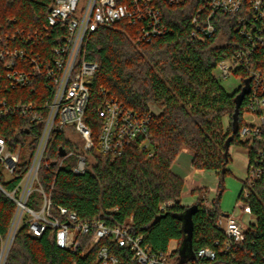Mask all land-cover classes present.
Listing matches in <instances>:
<instances>
[{"label":"trees","instance_id":"obj_1","mask_svg":"<svg viewBox=\"0 0 264 264\" xmlns=\"http://www.w3.org/2000/svg\"><path fill=\"white\" fill-rule=\"evenodd\" d=\"M55 0H0V31L19 45L39 53L44 62L52 61V46L62 42V26L48 28L47 15ZM118 3L128 0H116ZM162 13L165 31L151 41L140 38L141 23L122 20L111 27L101 26L87 35L81 58L96 62L98 69L90 87L91 103L86 122L91 126L94 147L90 151L88 169L83 174L73 171L77 158L70 156L59 162L66 151L75 147L61 133L47 162L40 168L39 181L52 202V210L62 221L65 217L57 206H64L78 215L81 221L98 220L111 228L122 227L142 235L143 243L153 251H169L172 241L176 248L172 257L181 263L180 255L186 240L181 215L189 206L182 204L185 180L172 170V165L185 148L193 151V166L216 169L221 176L217 196L210 201L198 196L193 214L194 232L191 254L182 263L197 261V251L224 241L225 235L217 226L223 214L220 205L225 190L224 177L230 172L231 155L226 142L247 148L249 171L255 150L242 141L239 129L243 123L245 97L239 117V129L234 132L235 96L226 91L215 74L217 63L244 45L237 30L236 17L216 14L217 30L211 36L196 39L191 35L192 18L198 11L197 0L170 4L155 0ZM48 28V31H47ZM49 33V34H48ZM264 62V57H262ZM44 91L33 92L29 87L13 91L10 100H29L42 97ZM103 92L139 114H150L147 135H140L120 156L100 150L98 142L102 119L94 112ZM230 121L226 130L224 116ZM21 120L0 117V134L12 136ZM147 143V147L143 143ZM242 180L245 187L246 181ZM20 178L7 179L0 163V185L13 189ZM204 189L208 190L206 187ZM245 199L251 206L255 222L248 225L243 244L232 255L219 254L218 261L229 264H264V173L248 188ZM197 190H193L195 193ZM32 194L28 205L40 207V195ZM241 191L239 198H243ZM172 201L164 211L161 204ZM16 203L0 189V253L3 241L10 233ZM93 232L77 238L78 252L60 248L54 232L47 229L34 235L29 223H23L16 233L4 264H101L98 253L106 246L119 264H138L127 246H120L112 236L92 242Z\"/></svg>","mask_w":264,"mask_h":264},{"label":"built area","instance_id":"obj_2","mask_svg":"<svg viewBox=\"0 0 264 264\" xmlns=\"http://www.w3.org/2000/svg\"><path fill=\"white\" fill-rule=\"evenodd\" d=\"M180 5L187 0H164ZM198 11L192 18L191 35L204 39L216 30L214 16L222 14L236 17L237 30L244 39V45L230 56L217 63L220 77L232 73L241 75L242 85L251 77V90L243 123L239 129L240 139L248 142L255 150V158L249 171L243 198H239L236 209L252 214L248 188L253 186L264 173V0H197ZM155 0H55L47 15L48 28L62 26L64 33L58 36L62 42L52 46L55 54L52 61L44 62L35 50L12 45L11 40L0 31V117H18L21 122L12 136L0 134V163L7 179L20 178L16 186L0 189L16 203L12 228L19 222L29 223L30 231L42 235L47 229L54 232V241L60 248L78 252L81 242L78 232H93L92 242L97 243L106 236H112L120 246H127L138 264H182L172 257L171 251H153L143 243V236L133 234L126 228H111L104 222L81 221L76 212L58 205V212L52 210V202L39 181L40 168L47 162L49 153L63 133L75 147L66 151L59 162L70 156L77 158L73 171L83 174L88 169L90 151L94 147L91 126L86 122V112L91 103L90 83L96 74L98 64L81 58L84 41L90 33L101 26L111 27L122 20L141 23L140 38L151 41L162 35L160 8ZM47 28V31H48ZM49 34V33H48ZM241 85V86H242ZM29 87L35 94L43 92L40 98L10 100L13 91ZM102 102L94 112L102 119L98 139L100 150L113 156H120L127 144L140 135H147L150 114H139L120 101L103 92ZM247 115V116H246ZM147 147V143H143ZM93 159V158H92ZM36 192L40 195V207L28 205L29 197ZM172 201L161 204L164 211ZM217 226L225 240L217 241L213 247L197 251V261L185 264H229L218 261L219 254L233 255L243 244L247 225L232 213L219 216ZM11 230L5 246L9 244ZM5 247V249H6ZM5 254V250H4ZM101 264H119L116 256L102 246L98 253Z\"/></svg>","mask_w":264,"mask_h":264},{"label":"rangeland","instance_id":"obj_3","mask_svg":"<svg viewBox=\"0 0 264 264\" xmlns=\"http://www.w3.org/2000/svg\"><path fill=\"white\" fill-rule=\"evenodd\" d=\"M215 74L219 79L223 88L230 93H233L234 91L239 89V87L242 85L241 75L238 73H232L227 77H220V70L216 68ZM246 113L247 111L243 113V118ZM229 121H230L229 116L227 115L224 116L223 118L224 130L227 129L229 125ZM185 150L193 154V151H191L190 149L185 148L183 151ZM231 154H232V159L229 163L230 172L227 173L224 177L225 190L220 201L221 208L223 210H228V211L233 210L234 206L236 205V200L238 199V192L242 184L241 178L246 174V166H247V154H246V148L244 146L236 145V144L232 145ZM92 160L93 159L91 157V159L88 160V163L92 162ZM189 167L191 168V169L189 168L190 178L186 180V184L183 189V192L185 194V201L190 202V204H192L199 195L202 197L207 196L210 199V201L214 200V198L217 196L218 188L221 182L220 173L216 169H199L196 167H192L191 162ZM192 183L198 185L195 188V190H197L195 193H193L194 189L191 190L190 187ZM204 187L207 188L208 193L204 189ZM34 196H36L35 198L38 199L39 193L35 191ZM20 227H21V222H19L18 226L15 225L12 228L10 237H12L14 234V238H15L16 233ZM6 241L7 238L3 241L2 248L6 247L5 246ZM12 243L10 245L9 251L11 249ZM8 246L9 244L5 249V253L8 249ZM175 246L176 243L171 242L170 247L175 248ZM9 251L7 253V256L9 254ZM189 254H191V252ZM4 259H5V254L3 253L1 257V264L4 262Z\"/></svg>","mask_w":264,"mask_h":264},{"label":"water","instance_id":"obj_4","mask_svg":"<svg viewBox=\"0 0 264 264\" xmlns=\"http://www.w3.org/2000/svg\"><path fill=\"white\" fill-rule=\"evenodd\" d=\"M251 79H252L251 77L245 78L244 85L239 87L240 91L235 96L236 109H235V112L233 115L234 132H237L239 129L240 108H241V105H242L245 97L250 93ZM232 139H233V136H230L226 142V145H225L226 152L229 151V147H230ZM197 208H198V206L195 203V204L189 206L186 209V211L180 216L181 219L183 220V230L186 233V240H185L184 246L182 247L181 254L185 255L187 257L192 250L191 242H192V237H193V232H194L193 214L195 213ZM13 239H14V234L9 240V246H8V249L5 253V259H4V262L2 264L5 263L7 253L9 251V248H10V245H11ZM4 250H5V247L2 248V252H1V256H0V264H1V257H2V254L4 253ZM186 258H182L181 263H183L186 260Z\"/></svg>","mask_w":264,"mask_h":264},{"label":"crops","instance_id":"obj_5","mask_svg":"<svg viewBox=\"0 0 264 264\" xmlns=\"http://www.w3.org/2000/svg\"><path fill=\"white\" fill-rule=\"evenodd\" d=\"M231 148H232V145L229 147V153H230L231 159H232ZM246 154H247L246 174L241 178V180H245L248 177V174H249V156H248L247 148H246ZM190 162L192 164V167H194L193 166V154H191L189 151L185 150V151H181V153L178 155L177 159L174 161V163L172 165L173 172L176 173L178 176L182 177L185 180V184H186V180H188L190 178V173H189V171L191 169L189 167L190 166ZM228 167H229V165H228ZM197 186L198 185L192 183V185L190 186L191 190L195 189ZM242 189H243V185L241 184V188H240V190L238 192V199H239V196H240V193H241ZM191 193H192V191H191ZM197 198L192 204H190V202H186L185 201V194L183 192L182 193V204L185 205V206H191V205L196 203ZM238 199L236 200V204H237ZM232 212H234L237 215L238 219L241 220L247 226L250 223L255 222V217L253 216V214H246L244 212H239L236 209V205L234 206L233 210H231V211L223 210V213H232ZM172 242L176 243V241H172ZM175 248H176V246H175ZM175 248L170 247L169 251L172 252ZM186 257L187 256H185V255H182V254L180 255V259L186 258Z\"/></svg>","mask_w":264,"mask_h":264}]
</instances>
